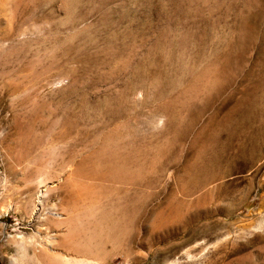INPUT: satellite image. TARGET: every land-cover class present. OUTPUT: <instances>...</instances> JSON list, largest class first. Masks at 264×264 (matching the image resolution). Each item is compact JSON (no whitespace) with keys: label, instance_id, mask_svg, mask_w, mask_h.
Here are the masks:
<instances>
[{"label":"rangeland","instance_id":"1","mask_svg":"<svg viewBox=\"0 0 264 264\" xmlns=\"http://www.w3.org/2000/svg\"><path fill=\"white\" fill-rule=\"evenodd\" d=\"M246 256L264 0H0V264Z\"/></svg>","mask_w":264,"mask_h":264},{"label":"bare ground","instance_id":"2","mask_svg":"<svg viewBox=\"0 0 264 264\" xmlns=\"http://www.w3.org/2000/svg\"><path fill=\"white\" fill-rule=\"evenodd\" d=\"M52 251V250H51ZM77 258V257H76ZM248 261V257H243L238 260V264H246Z\"/></svg>","mask_w":264,"mask_h":264}]
</instances>
